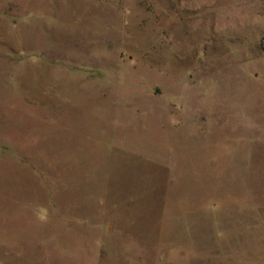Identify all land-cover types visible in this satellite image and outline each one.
Instances as JSON below:
<instances>
[{
	"label": "rangeland",
	"instance_id": "obj_1",
	"mask_svg": "<svg viewBox=\"0 0 264 264\" xmlns=\"http://www.w3.org/2000/svg\"><path fill=\"white\" fill-rule=\"evenodd\" d=\"M0 264H264V0H0Z\"/></svg>",
	"mask_w": 264,
	"mask_h": 264
}]
</instances>
